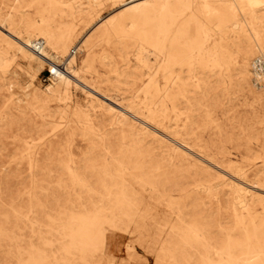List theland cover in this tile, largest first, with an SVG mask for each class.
<instances>
[{"label": "rangeland", "instance_id": "1", "mask_svg": "<svg viewBox=\"0 0 264 264\" xmlns=\"http://www.w3.org/2000/svg\"><path fill=\"white\" fill-rule=\"evenodd\" d=\"M261 53L264 0H0V264H264Z\"/></svg>", "mask_w": 264, "mask_h": 264}, {"label": "bare ground", "instance_id": "2", "mask_svg": "<svg viewBox=\"0 0 264 264\" xmlns=\"http://www.w3.org/2000/svg\"><path fill=\"white\" fill-rule=\"evenodd\" d=\"M168 0H162V4ZM204 1V5L206 6V0ZM221 1V0H220ZM236 1V0H235ZM104 21L101 20L98 24H102ZM16 42V41H15ZM18 48L21 51L29 52L30 57H32L36 61L37 69H44V63L50 64V69L55 76L61 75V69L55 66L56 57L50 56L48 51L42 45V43L33 37H28L26 39L20 40L18 43ZM16 44V45H17ZM80 48H82V41L78 44ZM53 53V52H52ZM252 60V59H251ZM252 69L253 75L257 79H262L264 77V54H259L257 57L253 58Z\"/></svg>", "mask_w": 264, "mask_h": 264}]
</instances>
